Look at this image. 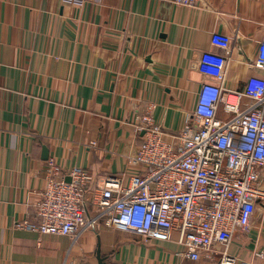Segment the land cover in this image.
Listing matches in <instances>:
<instances>
[{
    "label": "crops",
    "instance_id": "0c3cea01",
    "mask_svg": "<svg viewBox=\"0 0 264 264\" xmlns=\"http://www.w3.org/2000/svg\"><path fill=\"white\" fill-rule=\"evenodd\" d=\"M198 1L0 0V264H96L98 242L106 264H216L187 258L177 232L145 241L100 223L73 242L29 227L49 158L63 172L86 170L92 188L137 172L135 116L149 105L166 131L181 128L205 77L200 52L228 59L227 88L264 78L254 66L264 0ZM261 178L264 188V170ZM228 252L239 264H264V200Z\"/></svg>",
    "mask_w": 264,
    "mask_h": 264
},
{
    "label": "built area",
    "instance_id": "2783aa9c",
    "mask_svg": "<svg viewBox=\"0 0 264 264\" xmlns=\"http://www.w3.org/2000/svg\"><path fill=\"white\" fill-rule=\"evenodd\" d=\"M167 1L190 7L199 2ZM227 60L212 51L199 53L205 77L179 130L166 131L156 122L153 105L136 114V130L142 132L130 159L139 167L136 173L107 175L90 188L86 170L63 172L49 158L30 229L69 235L73 242L100 223L145 241H169L177 232L187 258L239 264L228 247L236 230L249 231L257 202L264 200V78L252 75L240 88H227ZM254 66L264 70V36ZM61 264L83 263L65 259Z\"/></svg>",
    "mask_w": 264,
    "mask_h": 264
},
{
    "label": "water",
    "instance_id": "95a60500",
    "mask_svg": "<svg viewBox=\"0 0 264 264\" xmlns=\"http://www.w3.org/2000/svg\"><path fill=\"white\" fill-rule=\"evenodd\" d=\"M44 153H46V156H47V150L44 149ZM95 258H96V264H106V255H103L101 253V250H100V245H99V242L97 244V247L95 249Z\"/></svg>",
    "mask_w": 264,
    "mask_h": 264
},
{
    "label": "rangeland",
    "instance_id": "374dc122",
    "mask_svg": "<svg viewBox=\"0 0 264 264\" xmlns=\"http://www.w3.org/2000/svg\"><path fill=\"white\" fill-rule=\"evenodd\" d=\"M94 261H95V263H96V259H95Z\"/></svg>",
    "mask_w": 264,
    "mask_h": 264
}]
</instances>
